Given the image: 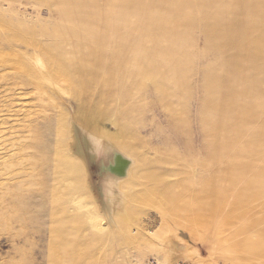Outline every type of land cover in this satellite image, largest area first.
Wrapping results in <instances>:
<instances>
[{
	"label": "rangeland",
	"instance_id": "rangeland-1",
	"mask_svg": "<svg viewBox=\"0 0 264 264\" xmlns=\"http://www.w3.org/2000/svg\"><path fill=\"white\" fill-rule=\"evenodd\" d=\"M77 1L0 0V264H264L248 249L251 242L261 246L264 234V194L248 204L263 185L264 134L258 121L239 120L251 102L244 96L246 105L237 104L236 116L221 119L222 125L232 122L233 129L241 125L237 142L235 134L215 136L220 122L210 95L222 85L216 69L221 59L207 42L208 23L196 0H187L198 17L192 27L184 21L191 36L185 35V56L181 53L174 64L177 75L163 66V74L153 78L139 76L142 68L119 63V56L125 55V44L148 37L143 35L148 19L157 12L147 17V11L132 7L123 16L116 0ZM163 1L168 2L156 0ZM68 4L93 8L98 15L89 24L98 40L65 17L62 9ZM241 13L237 10L235 18ZM63 29L73 34L70 45L79 42L85 53L104 54L91 100L106 89L109 100L99 104L107 114L94 128L83 125L75 89L54 82V67L40 49L53 47ZM165 31L162 47L168 56L171 30ZM262 110L255 114L264 117ZM94 140L100 144L97 152ZM247 143L252 145L245 150L248 156H239ZM108 178L114 179L111 185ZM176 182L189 185L183 196L191 194L187 204L202 187L227 195L224 215L238 201L231 228L220 227L224 215L209 228L191 215L172 216L160 187ZM111 209L115 225L109 223Z\"/></svg>",
	"mask_w": 264,
	"mask_h": 264
},
{
	"label": "bare ground",
	"instance_id": "bare-ground-1",
	"mask_svg": "<svg viewBox=\"0 0 264 264\" xmlns=\"http://www.w3.org/2000/svg\"><path fill=\"white\" fill-rule=\"evenodd\" d=\"M68 1H71L72 3H79L77 0H68ZM147 1L148 0H116L115 2V6L117 7V9L121 10L122 15L126 13L128 14L130 8L132 7L135 8L138 7L139 9H143L147 11L148 12L147 17L153 15L152 14L153 12L154 13L157 12L156 13L157 15L155 14L154 16L155 18L153 17L154 19L151 17L150 20L148 19L149 25H147L145 32L143 34L148 36L146 37L147 39L142 38L143 40L141 39V42L135 45H131L128 43L125 44V48H123L124 50L122 49L123 51H125V55L119 56L121 58L119 63L122 62L123 65L132 63L135 68L138 67L142 68L143 71L138 72L139 76L142 75L141 77L149 76L153 78L156 75H162L163 73H161L160 70L163 66H168V67L170 66L171 68L170 71L172 75H177L178 69L174 68L175 66L178 67L177 66L178 63L176 62V60L182 58L181 53L183 55L185 54V47H184L185 35L191 36L189 27L184 21L185 20L189 21L190 22L189 25L192 27V22L194 21L195 15L198 17V15L196 14L197 12L192 8L191 4L188 3L187 0H167L168 2L163 1L164 3L156 2V0H154L156 3L154 1H152L151 3L148 1L150 4ZM255 1L256 2L253 3L251 2V0H223V1L212 0L209 4H206L202 0H196L195 3V6L197 8L198 7L200 8L199 10L202 13L203 20L208 23L207 25L209 30V37L207 42H209V44H211L213 48L215 47L217 49V52L220 54V59H221L220 62L218 61L219 64L217 65L216 69L220 74V82L222 83V85L220 86L219 90H214V92L210 95L212 99L211 102H213L217 106L215 107L214 105L216 110L215 112H217L220 122L218 123L217 128L216 129L213 128V129L215 130V134H216L215 136H220V138L221 136L223 137V135H228L229 137L230 133L232 134V136L233 134H235L233 138L234 139L233 143L237 142L239 136L242 135V132L244 131L243 129H240L241 125H238L237 129H233L232 122L227 125H222L221 119L223 117L233 118V115L236 116V114L234 113L237 110L235 111V109L238 108L237 104L239 102L241 104V101L243 100L242 98L244 96H246L248 99L251 98V102L249 101V104L246 105V103L242 101L244 103L243 106L246 105V109L244 110V113L238 116L239 120L245 124H249L252 121H258L261 124V129H259L258 132L261 133V135L264 134V117H260L259 115L257 116L255 114V110H257L258 108L263 107L262 111H264V0H255ZM78 7H80L79 9V11H81L80 15H78L79 11L78 13L75 11L76 9H78ZM89 8L88 6L68 4L67 8L62 9V11L64 12L65 17H67L70 22L79 24L81 28L86 26V29L84 31L86 32L85 33L86 35L90 34L91 36L95 37V34L97 32H95L96 30L90 26L92 24H89V22L92 21L95 17H97L98 14L93 11V8L90 9ZM91 9L92 11H90ZM237 10H241L242 12L241 13L242 16L238 19L235 18L234 15L237 12ZM85 13L87 16H85ZM128 16L129 15H127V17ZM116 22L115 24L117 26L119 25L120 27L121 23L119 22L117 24ZM123 23L124 22L122 21V24ZM93 26H94V22H93ZM165 30H167L168 33L171 30L170 31L171 38L169 37V39L171 40L170 41L171 44L169 43L170 45L168 44V46L170 47L167 46V48H171V50L173 51L171 55L169 54L168 56L167 54L164 53V49L162 47L166 42V41L164 42L166 35ZM62 32L63 33L60 34L61 35V37L59 38L60 40L57 41L53 47H40V49L44 52L46 56L47 61L46 59L45 61L46 62L49 61L50 66L54 67L55 70V77H53L54 82L57 83L58 81H63L65 84H67V86L75 89V94L73 95H75V98L80 103L81 110H80L79 118L81 119L83 125L89 128L91 127L94 128V123H96V120L107 114V111L105 113L103 112V110H100L99 104L101 105V102L103 100L105 101V99L107 98L109 100L108 97L109 95L108 94L106 95L107 89L105 90L104 96L101 95L100 92H99L100 95H97L96 93V95L94 96L96 102L95 101L92 102L91 100L95 93V91L93 90V84L95 83L94 81L97 80V77L100 75L101 66L104 63V57H103L104 54L103 55L97 54L95 56L93 55V53L91 54L85 53L82 44L78 42L77 44L72 43V45H70L71 44L70 41H67V39L70 36L71 37L73 36V34L71 35V32H69V30L63 29ZM97 35L99 36V34ZM97 35L96 37H98ZM130 38H128L127 36L126 38L123 39V41L128 40ZM99 40L100 42L98 43L101 44V38ZM65 42H69V44L66 45ZM102 42H105V39L102 40ZM63 46L65 47L74 46V47L72 48L67 47V49L64 50ZM174 55L177 56L173 58L172 56ZM116 61L117 58L115 62ZM38 62L41 64L40 61ZM170 63L171 64L173 63V65L171 66ZM175 63L177 64L174 65ZM115 64H117V62ZM41 67L42 66H40V68ZM46 68L48 67L46 66ZM126 69H124L125 72ZM251 79H253V82H249V80ZM162 80H166V77H162ZM167 80L169 79L167 78ZM239 83H242V85H239ZM110 84L111 82L109 83V87L111 86ZM114 87L115 86L113 85V88ZM114 91L115 89L111 93H113ZM219 92H220V96L218 98H215V94ZM111 93L110 96L112 98ZM88 108H89V112L85 111ZM92 142L94 143L96 152L99 151L100 144L98 145V142L96 140ZM248 144L249 143H247L248 147L246 149L244 148L242 151L236 150L237 152H241L240 154L238 153L239 156L240 155L243 157L244 155L248 156L245 150L249 149L250 146H252L251 144H249L250 146ZM105 145L107 144H104V146ZM216 145L218 146L219 144ZM108 147L109 146L104 147L107 151L106 155H111L110 151H108L109 149ZM220 149L222 152L224 151L225 148L224 147L222 148L220 146ZM221 154L223 156V152ZM239 156L237 155V157ZM215 159L219 160V158H215ZM223 160H225V157ZM108 179L112 181L110 182L111 185L114 182V179L111 178ZM260 179L262 180L263 185L257 191H254L255 193L253 192L254 193L253 195L249 196L248 204L254 199L261 197L264 194V170L260 174ZM216 188L214 189L211 188L212 189L211 190V189H206V187H202L201 190L197 191V193L192 195L189 201L190 204H187L188 202L187 198L191 194L189 193V195L186 198L183 197L184 195H187V193L191 190L189 185H187L185 182H180V183L176 182L175 184L167 183V185L162 184L160 187V191L162 195H164L165 198H167V203H168L167 209L172 216L183 220V218H185L186 216L191 215V219L194 220L198 225H200L201 227L203 226V228L204 227L209 228L211 227L212 223L215 220H217L218 217L224 215L226 209V208L224 209L226 205L225 203H228L227 195L220 196ZM229 188L231 187H228L227 189ZM156 189L154 191H156ZM111 190H113V188H111ZM59 196L60 195H58V197ZM237 202L235 204H232L231 211L223 216V219L221 220V224H220L221 228L223 229L229 228L230 227L229 225L232 223V221L237 218L236 214L240 212V207L238 206ZM112 215H113V210L111 209L109 211V223L115 225ZM244 230L245 229L240 230L238 234L243 233ZM258 240H260L259 243L261 244V246L260 245L255 246V243L253 245V242H251L252 244L251 245L249 241L248 249L251 250L258 259H263L264 243L262 240H264V234L260 236ZM213 252L215 253V251ZM184 258L186 259V257ZM154 264H158V263L155 261Z\"/></svg>",
	"mask_w": 264,
	"mask_h": 264
},
{
	"label": "built area",
	"instance_id": "built-area-1",
	"mask_svg": "<svg viewBox=\"0 0 264 264\" xmlns=\"http://www.w3.org/2000/svg\"><path fill=\"white\" fill-rule=\"evenodd\" d=\"M150 264H154V262H151ZM186 264H198V263H186Z\"/></svg>",
	"mask_w": 264,
	"mask_h": 264
}]
</instances>
